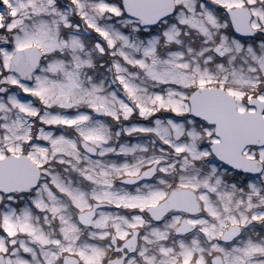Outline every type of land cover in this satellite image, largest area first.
I'll return each instance as SVG.
<instances>
[{
  "label": "snow or ice",
  "instance_id": "1",
  "mask_svg": "<svg viewBox=\"0 0 264 264\" xmlns=\"http://www.w3.org/2000/svg\"><path fill=\"white\" fill-rule=\"evenodd\" d=\"M0 264H264V0H0Z\"/></svg>",
  "mask_w": 264,
  "mask_h": 264
}]
</instances>
